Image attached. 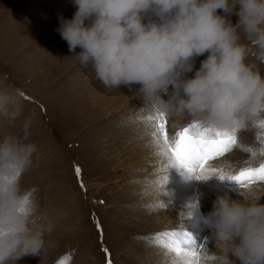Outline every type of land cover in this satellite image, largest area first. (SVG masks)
Instances as JSON below:
<instances>
[{"label": "rangeland", "instance_id": "obj_1", "mask_svg": "<svg viewBox=\"0 0 264 264\" xmlns=\"http://www.w3.org/2000/svg\"><path fill=\"white\" fill-rule=\"evenodd\" d=\"M75 11L73 0H0V88L24 93L17 120L0 118V137L23 135L25 121L31 122L27 139L37 150L22 186L33 191L53 225L40 255L16 264H108L109 258L111 264H185L153 239L164 231H187L208 255L218 251L206 223L213 202L225 193L239 199L243 189L215 174L200 181L197 173L169 165L147 119L158 106L143 97L140 85L106 88L69 52L57 29ZM230 20L235 24L238 17ZM241 42L252 48L248 62L264 75L255 47L243 34ZM206 55L194 59L187 77ZM168 94L160 96L166 101ZM166 117L170 136L193 123ZM237 138L230 153L208 162L212 168L230 174L264 163L260 122ZM256 185L264 191V182Z\"/></svg>", "mask_w": 264, "mask_h": 264}, {"label": "clouds", "instance_id": "obj_2", "mask_svg": "<svg viewBox=\"0 0 264 264\" xmlns=\"http://www.w3.org/2000/svg\"><path fill=\"white\" fill-rule=\"evenodd\" d=\"M73 3L76 11L57 31L81 67L90 66L104 87L138 84L143 97L166 116L188 118L203 128L237 134L264 121V75L248 62L252 48L241 42L243 34L255 47L256 60L264 63V0ZM205 54L187 77L194 59ZM161 92L168 94L166 101ZM23 96L19 88H0V118L14 123ZM30 126L25 121L23 135L0 137V264L40 255L53 229L33 191L22 186L37 150L27 139ZM239 196L225 193L213 202L206 223L218 251L201 264H264V191L249 186Z\"/></svg>", "mask_w": 264, "mask_h": 264}, {"label": "snow or ice", "instance_id": "obj_3", "mask_svg": "<svg viewBox=\"0 0 264 264\" xmlns=\"http://www.w3.org/2000/svg\"><path fill=\"white\" fill-rule=\"evenodd\" d=\"M147 119L154 122L152 136L161 146L162 154L167 157L169 165H179L189 172L198 173V179L218 175L221 180L235 182L239 189L264 182V163L259 167H243L230 174L208 164L209 161L230 153L238 145L236 133L203 128L193 122L170 136L167 117L159 108L155 109L154 116H148ZM260 125L264 127V121H261ZM79 172L80 169L77 168V174ZM153 239L158 245L174 252L185 264H201V261L209 256L208 252L203 250L205 246L196 245L187 231H164L156 233ZM104 251L107 252V249ZM58 264H63V261ZM108 264H111L110 258Z\"/></svg>", "mask_w": 264, "mask_h": 264}, {"label": "bare ground", "instance_id": "obj_4", "mask_svg": "<svg viewBox=\"0 0 264 264\" xmlns=\"http://www.w3.org/2000/svg\"><path fill=\"white\" fill-rule=\"evenodd\" d=\"M121 87V86H120ZM119 91H121V88H120V90ZM121 94V93H120ZM102 98V97H101ZM103 99V98H102ZM104 100V99H103ZM138 128V127H137ZM148 135V134H147ZM146 142V141H145ZM149 145V144H148ZM151 146V145H150ZM149 146V147H150ZM150 153H152V149H148V151H147V154H150ZM146 155V154H145ZM156 155H158V154H156ZM162 155V154H161ZM145 157V156H144ZM149 157V156H148ZM162 157V156H161ZM147 158V157H146ZM152 158V157H151ZM149 159H150V157H149ZM148 159H145V161H147ZM161 160V159H160ZM220 160V159H219ZM144 161V162H145ZM167 161H168V159H167ZM209 162H211V161H209ZM118 163V162H117ZM163 164V163H162ZM153 165V164H152ZM156 165H160V164H156ZM156 171H158V170H156ZM155 172V171H154ZM146 174V173H145ZM149 173H147V175H148ZM158 174V173H157ZM161 176V175H160ZM146 177V176H145ZM152 177L153 178H155V176L154 175H152ZM152 178V179H153ZM166 178V177H165ZM149 179H151V178H149ZM154 180V179H153ZM157 182H158V180L157 179H155ZM163 180H165V181H167L166 179H163ZM176 180V179H175ZM152 181V180H151ZM154 183V182H153ZM163 186V185H162ZM159 187H160V185H159ZM166 187V186H165ZM163 188V187H162ZM170 191V190H169ZM172 191V190H171ZM156 194V193H155ZM239 194V193H238ZM158 195H163V194H158ZM148 198V197H147ZM153 199V198H152ZM166 208V207H165ZM165 210V209H164ZM165 212V211H164ZM167 212V211H166ZM172 214V213H171ZM170 215V214H169ZM149 216V215H148ZM175 216V215H174ZM173 216V217H174ZM175 218V217H174ZM165 220H167V219H165ZM169 222V221H168ZM167 226V225H166ZM171 225H169V227H170ZM171 229H173V228H171ZM212 239V238H211ZM181 261H182V259H181ZM181 264V263H180Z\"/></svg>", "mask_w": 264, "mask_h": 264}]
</instances>
